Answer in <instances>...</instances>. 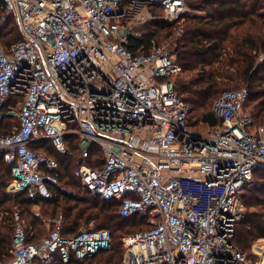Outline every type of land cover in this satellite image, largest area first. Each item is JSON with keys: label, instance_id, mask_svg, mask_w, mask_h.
Segmentation results:
<instances>
[{"label": "built area", "instance_id": "1", "mask_svg": "<svg viewBox=\"0 0 264 264\" xmlns=\"http://www.w3.org/2000/svg\"><path fill=\"white\" fill-rule=\"evenodd\" d=\"M155 4L172 24L187 11L185 0H0L22 34L0 45V107L21 95L0 113L19 121L0 136L7 192L52 194L58 162L30 144L48 140L63 153L75 137L83 156L91 145L103 153L102 167L79 166L82 186L119 200L120 216L149 212L148 229L122 237L124 264H262L233 241L242 190L264 169L262 126L252 128L243 112L252 87L223 91L213 104L221 123L191 128V106L174 83L182 65L168 47L183 26L148 49L129 46ZM13 215L12 257L0 264L67 263L112 247L105 228L61 234L62 214L44 219L55 228L39 242H27Z\"/></svg>", "mask_w": 264, "mask_h": 264}, {"label": "trees", "instance_id": "2", "mask_svg": "<svg viewBox=\"0 0 264 264\" xmlns=\"http://www.w3.org/2000/svg\"><path fill=\"white\" fill-rule=\"evenodd\" d=\"M185 3L191 9H208V13L186 15L181 20L183 33L177 38L174 52L182 65V73L175 77V85L180 97L191 106L189 126L204 131L205 127L221 123L213 112V104L223 91L237 89L242 82L261 84L264 80L263 77H254L258 55L264 52V1L185 0ZM152 9L154 17L140 27L141 35L132 38L131 48L142 46V49H148L153 42L158 43L159 38L171 33L174 24L163 17L159 5H153ZM3 15L6 16L4 21L1 20ZM21 37L17 21L0 7V45L6 48ZM20 99L19 94L11 95L0 107V113L16 105ZM250 102L253 105L249 106ZM247 106L250 111L244 112ZM243 112L251 116L252 128L264 125V89L252 90ZM18 125L15 117L0 115V136L10 134ZM47 146L53 149V154L48 152ZM30 147L44 151L58 162L57 183L49 186L52 194L37 198H31L25 192L9 194L5 188L11 179V167L0 153V260L7 261L12 257L13 214L17 211L23 220L27 242H39L42 236L52 231L55 228L53 222L46 224L44 219L54 220L59 214H62L63 235H76L82 230V225L110 231V249L85 259L71 254L67 263L57 259L53 264H124L122 237L148 229L151 226L149 212L137 211L127 217L120 216L119 200L95 195L82 186L78 174V179H75L74 173L81 164L102 167L101 148L91 145L87 156H83L75 137L69 139L63 153L58 152L48 140L33 142ZM63 178L70 190L61 186ZM241 198L246 210L236 226L233 241L250 260H255L251 243L264 237V169L255 172L253 180L243 188ZM34 207H39L40 213ZM240 226L244 229L238 230Z\"/></svg>", "mask_w": 264, "mask_h": 264}, {"label": "rangeland", "instance_id": "3", "mask_svg": "<svg viewBox=\"0 0 264 264\" xmlns=\"http://www.w3.org/2000/svg\"><path fill=\"white\" fill-rule=\"evenodd\" d=\"M262 1H264V0H262ZM208 13V9H191V8H188L187 7V11H186V13L184 14V16H186V15H190V14H198V15H204V14H207ZM14 18V17H13ZM183 19V18H182ZM146 23H144V24H139V25H137V27H136V29H135V31L137 32V33H141V29H140V27L142 26V25H145ZM178 26H182L181 25V20L179 21V22H176V23H174V26L172 27V29H171V33L169 34V35H166L165 37H161V38H159L158 39V43L156 42H153V44L155 43V44H161V43H164V42H166L168 39H170L171 38V36L172 35H174V27H178ZM184 28V27H183ZM163 35V34H162ZM173 38H174V36H173ZM169 41V40H168ZM178 45V39H177V43L176 44H173V43H171L168 47L174 52V49H175V47ZM174 54H175V52H174ZM263 59H264V52H261L259 55H258V58H257V62H256V67H255V75H254V77H258V78H260V79H262V77L264 78V61H263ZM183 75V74H182ZM174 83H175V81H174ZM245 85H250L251 87H252V90H256V89H264V80H263V82H261V84H258V83H255V84H253V83H251V84H249V83H247V82H242L239 86H238V88L239 87H241V86H245ZM251 105H253V103L252 102H250V104H249V106H251ZM249 106H247L246 107V109H245V111L244 112H249L250 111V108H249ZM188 122H189V120H188ZM204 128H202V130H203ZM207 129V127H205V129H204V131ZM67 144H69V142L67 143ZM47 150H48V152L49 153H51V154H53L54 153V151H53V149L51 148V147H49V146H47ZM65 151H66V149H65ZM44 152V151H43ZM59 152V151H58ZM62 159H64L65 157H61ZM65 162H68V161H65ZM78 171L76 172V173H74V176H75V179L77 178L78 179ZM257 176H259V174H257ZM65 178H63V180L61 181V186L62 187H64L65 189H68V190H70L71 189V187L65 182L66 180H64ZM253 180V179H252ZM251 182V181H250ZM8 184V183H7ZM7 184H6V191H7ZM82 189H84L83 187H81ZM241 203H242V211L245 213V210H246V208H245V206H244V203H243V201H242V198H241ZM36 212H39L40 213V208L39 207H34L33 208ZM80 229H85V227L82 225L81 227H80ZM240 229H244V227L243 226H240L239 227V229L238 230H240ZM251 251L256 255V258H255V260H253V261H256V262H258V263H260L261 261H262V264H264V237L263 238H256V239H254V241H253V243H251ZM246 253V252H245ZM247 254V253H246Z\"/></svg>", "mask_w": 264, "mask_h": 264}, {"label": "water", "instance_id": "4", "mask_svg": "<svg viewBox=\"0 0 264 264\" xmlns=\"http://www.w3.org/2000/svg\"><path fill=\"white\" fill-rule=\"evenodd\" d=\"M262 129H263V135H264V125L262 126Z\"/></svg>", "mask_w": 264, "mask_h": 264}]
</instances>
